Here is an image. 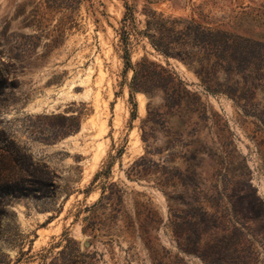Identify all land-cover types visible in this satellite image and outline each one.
Returning a JSON list of instances; mask_svg holds the SVG:
<instances>
[{
  "label": "rangeland",
  "instance_id": "1",
  "mask_svg": "<svg viewBox=\"0 0 264 264\" xmlns=\"http://www.w3.org/2000/svg\"><path fill=\"white\" fill-rule=\"evenodd\" d=\"M127 8L138 30L154 11L264 44V0H0L1 143L51 184L8 206L0 264H264V77L236 104L169 61L206 120L195 135L197 114L176 117L144 142L149 100L132 102L123 74ZM130 49L167 63L140 35Z\"/></svg>",
  "mask_w": 264,
  "mask_h": 264
},
{
  "label": "trees",
  "instance_id": "2",
  "mask_svg": "<svg viewBox=\"0 0 264 264\" xmlns=\"http://www.w3.org/2000/svg\"><path fill=\"white\" fill-rule=\"evenodd\" d=\"M127 9L122 21L121 42L125 53L123 74L127 78L132 73L129 81L130 100L134 102L139 94L149 100L147 115L142 122L144 142L149 138L157 139L159 135H171L176 117L183 124H191L189 119L197 114L198 120L192 123L195 135L206 120L207 110L200 96L187 89L169 61H178L191 70L205 93L226 96L236 104L247 100L248 93L252 94L248 79L264 77V44L260 42L224 29L212 28L194 19L165 16L154 11L145 12L143 29L138 30L134 11ZM132 35L146 38L156 54L167 63L149 58L133 63L130 49ZM236 76L244 80L243 88L234 81ZM5 88L6 83L0 79V94ZM137 106L135 103L134 107ZM182 114H186L187 122L184 117L181 118ZM135 116L134 113V119ZM68 120L76 121L77 118ZM145 126H150L148 132ZM0 150L1 226L12 201L36 195L47 197L49 190L46 192L45 189L51 184L48 183V174L36 169L29 157L21 156L13 143H5V140L1 143L0 139Z\"/></svg>",
  "mask_w": 264,
  "mask_h": 264
}]
</instances>
